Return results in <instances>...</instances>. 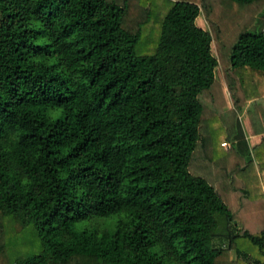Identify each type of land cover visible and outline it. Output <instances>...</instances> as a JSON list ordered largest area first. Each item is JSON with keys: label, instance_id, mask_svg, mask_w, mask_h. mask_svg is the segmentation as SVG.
Returning a JSON list of instances; mask_svg holds the SVG:
<instances>
[{"label": "trees", "instance_id": "trees-1", "mask_svg": "<svg viewBox=\"0 0 264 264\" xmlns=\"http://www.w3.org/2000/svg\"><path fill=\"white\" fill-rule=\"evenodd\" d=\"M262 8L0 0V264H264V136L199 100L264 97Z\"/></svg>", "mask_w": 264, "mask_h": 264}, {"label": "crops", "instance_id": "crops-1", "mask_svg": "<svg viewBox=\"0 0 264 264\" xmlns=\"http://www.w3.org/2000/svg\"><path fill=\"white\" fill-rule=\"evenodd\" d=\"M202 15L198 18L197 24L205 30H210L209 25L203 22ZM216 54V52H214ZM222 67L218 66L215 71L216 85L210 89L204 90L199 95V100L203 105L202 122L200 133L205 137L208 134L206 121L215 115L226 114L235 111L242 124L245 137L250 148L259 145L264 136V97L245 103L240 109H236L230 90L226 84ZM207 147V146H206ZM207 154L211 156V151L207 147ZM201 154H198L197 161L200 163V171L203 172V163L209 159L204 158L201 163ZM198 165V163H197ZM208 168L206 166L205 170ZM250 256V255H249ZM230 260L236 259L234 253L231 254ZM238 257L246 258L248 256L240 254Z\"/></svg>", "mask_w": 264, "mask_h": 264}, {"label": "rangeland", "instance_id": "rangeland-1", "mask_svg": "<svg viewBox=\"0 0 264 264\" xmlns=\"http://www.w3.org/2000/svg\"><path fill=\"white\" fill-rule=\"evenodd\" d=\"M153 1L154 2H158V0H153ZM225 7H227L229 9L230 15H232L233 17L237 16V17H240V18L243 19V17L246 15V11L244 9H237L233 4H231L229 2L227 4H225L224 8ZM250 17L253 18V20H254V18L261 19L263 21V23H264V8H262L260 10V13L259 14H255L254 13V15H253V13H252V15H250ZM246 18L248 19V16H246ZM201 20L203 22H206L208 24V20H207V17L205 16L204 12H202V19ZM245 22H247V20ZM253 23H252V25H253ZM261 24H262V22H261ZM250 29H252V28H250ZM215 52H216V50H215ZM254 168H257V165H255ZM256 170H258V168ZM252 174H253L254 177L257 176L255 170L252 171ZM255 178H257V177H255ZM262 183H263V181H262ZM259 192L262 194V190L261 191L259 190ZM254 202L261 203L260 201H257V200H255Z\"/></svg>", "mask_w": 264, "mask_h": 264}, {"label": "built area", "instance_id": "built-area-1", "mask_svg": "<svg viewBox=\"0 0 264 264\" xmlns=\"http://www.w3.org/2000/svg\"><path fill=\"white\" fill-rule=\"evenodd\" d=\"M223 146L228 148L230 145L228 143H224Z\"/></svg>", "mask_w": 264, "mask_h": 264}]
</instances>
